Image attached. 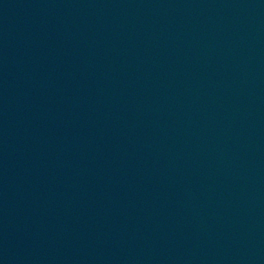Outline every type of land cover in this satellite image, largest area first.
I'll return each mask as SVG.
<instances>
[{
  "label": "water",
  "instance_id": "95a60500",
  "mask_svg": "<svg viewBox=\"0 0 264 264\" xmlns=\"http://www.w3.org/2000/svg\"><path fill=\"white\" fill-rule=\"evenodd\" d=\"M0 264H264V0H0Z\"/></svg>",
  "mask_w": 264,
  "mask_h": 264
}]
</instances>
